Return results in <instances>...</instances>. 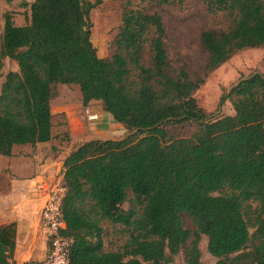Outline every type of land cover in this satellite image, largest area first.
Listing matches in <instances>:
<instances>
[{
  "label": "trees",
  "instance_id": "obj_1",
  "mask_svg": "<svg viewBox=\"0 0 264 264\" xmlns=\"http://www.w3.org/2000/svg\"><path fill=\"white\" fill-rule=\"evenodd\" d=\"M201 2L231 24L199 33L205 63L193 79L184 68L171 69L159 17L132 9L129 0L108 58L97 57L90 42L89 0H32L20 26L4 14L0 59L15 62L19 73H6L0 86V156L13 145L51 139L56 85L76 86L82 107L99 102L131 132L84 142L62 162L61 235L70 242L69 264H165L180 251L186 264H200L199 235L214 264H264V76L241 77L220 95L216 111L227 101L231 115L205 114L193 98L235 52L261 47L264 55V0ZM171 121L197 129L169 139L163 125ZM128 192L139 214L119 210ZM98 218L127 230L118 251L103 250ZM13 248L14 225L0 226V264H11Z\"/></svg>",
  "mask_w": 264,
  "mask_h": 264
},
{
  "label": "rangeland",
  "instance_id": "obj_2",
  "mask_svg": "<svg viewBox=\"0 0 264 264\" xmlns=\"http://www.w3.org/2000/svg\"><path fill=\"white\" fill-rule=\"evenodd\" d=\"M32 0H0V39L3 16L10 14L15 26L24 25V18L29 14L28 5ZM94 3L90 10V42L97 57L108 58L114 51L113 39L120 25L122 8L128 0H89ZM132 9H140L146 14L159 17L163 26L162 40L167 61L172 70L184 68L190 78L201 77L205 63V54L198 44V35L206 29L224 30L230 26L231 20L222 12L210 14L206 11L201 0H183L181 3H170L158 6L145 0H129ZM150 37V36H149ZM148 41H145L141 62L146 65L148 60ZM0 86L8 72L19 73L15 62L0 59ZM253 72L264 76V55L261 47L246 48L235 52L222 65L208 74L203 84L193 93L197 106L205 113L231 115L232 110L227 101L223 102L216 111L220 95L226 92L239 78ZM54 96L50 101L51 135L57 147L68 149L70 143L78 146L91 140H121L130 134L123 125L114 122L103 111L99 102L91 101L86 107L80 105L78 88L74 85H56ZM84 109L97 114L95 121H87ZM166 138H187L197 129L193 123L167 122L163 125ZM72 139H75V142ZM60 150V148H58ZM52 147L50 150H58ZM133 209L140 212V205L133 201L127 193V200L119 207L121 212ZM97 225L101 230L103 250L118 251L127 240V230L117 224H111L103 218H98ZM184 229L192 233L193 223L186 216L181 217ZM251 232V230H250ZM192 236L185 244L189 245ZM206 238L199 235L197 247L200 264H214L215 259L206 251ZM165 264H186L183 251L168 260Z\"/></svg>",
  "mask_w": 264,
  "mask_h": 264
},
{
  "label": "crops",
  "instance_id": "obj_3",
  "mask_svg": "<svg viewBox=\"0 0 264 264\" xmlns=\"http://www.w3.org/2000/svg\"><path fill=\"white\" fill-rule=\"evenodd\" d=\"M52 147L60 150L51 151ZM76 147L70 143L68 149L62 150L51 135L48 142L13 145L8 157L0 156V226L14 225L11 264H26L44 257L46 241L40 227V211L47 189L60 183L63 160Z\"/></svg>",
  "mask_w": 264,
  "mask_h": 264
},
{
  "label": "built area",
  "instance_id": "obj_4",
  "mask_svg": "<svg viewBox=\"0 0 264 264\" xmlns=\"http://www.w3.org/2000/svg\"><path fill=\"white\" fill-rule=\"evenodd\" d=\"M87 121H95L97 114L84 109ZM42 184H40V187ZM64 187L56 183L47 189L46 197L42 205L39 220L40 227L46 241V253L39 261L26 264H69L68 249L70 242L61 235L64 222L61 216V201L64 195Z\"/></svg>",
  "mask_w": 264,
  "mask_h": 264
}]
</instances>
